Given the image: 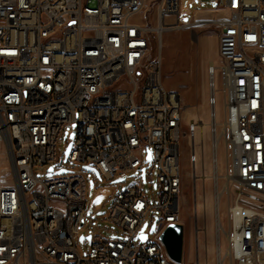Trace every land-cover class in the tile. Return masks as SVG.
<instances>
[{
    "label": "built area",
    "instance_id": "built-area-1",
    "mask_svg": "<svg viewBox=\"0 0 264 264\" xmlns=\"http://www.w3.org/2000/svg\"><path fill=\"white\" fill-rule=\"evenodd\" d=\"M220 1L217 18L202 23L217 28L218 37L208 127L218 146L224 138L237 185L233 200L229 186L218 193L229 202L223 256L229 264H264V0H211ZM180 6L181 0H0V264H179L160 236L180 222L181 144L188 140L197 180L204 125L187 120L180 96L162 83V39L181 26ZM67 127L71 163L93 165L109 180L148 164L158 174L154 205L140 182L114 196L108 219L125 239L88 235L85 255L76 238L87 218L86 180L72 174L42 181L35 172L55 170ZM223 177L212 172L214 184ZM154 211L161 229L151 238L141 228Z\"/></svg>",
    "mask_w": 264,
    "mask_h": 264
},
{
    "label": "rangeland",
    "instance_id": "rangeland-1",
    "mask_svg": "<svg viewBox=\"0 0 264 264\" xmlns=\"http://www.w3.org/2000/svg\"><path fill=\"white\" fill-rule=\"evenodd\" d=\"M223 6V1L213 3L210 0H181L179 13V28H173L166 31L163 35L162 49V83L165 89L178 91L176 86L171 83L173 73L176 70L175 56L178 52L189 57L191 77L194 79L193 87L189 93V99L184 103L187 109V115L196 121H202L204 124L198 130L197 134V154L201 158L198 162L196 173L197 180L193 178V165L190 160L191 149L188 145V140L181 144V178L182 192L179 201L180 222L184 227V253L185 257L183 264H199L197 262V248L200 254V264H206L205 244L214 245V254L208 252L210 264H229V261L224 260V254L228 247V242L225 232L229 230L230 222L227 213L228 199L221 197L219 206V216L217 218L215 205L219 194L224 187L232 189L231 200H233L234 192L237 187L236 183L229 178L227 171L228 155L223 142L217 148V171L223 178L217 179L219 185V194H215V184L212 180L213 152L214 141L213 134L210 133L208 124H211L210 114L212 108L209 106V99L212 95L210 88L209 67L213 63L219 65L218 46L215 36H217V28L206 25L209 22L205 18V13H197L199 10L219 9ZM156 8H153L151 15V24L156 25ZM197 13V14H196ZM166 21L171 23L172 18H167ZM190 23V24H189ZM189 24V25H186ZM186 25V26H183ZM213 37H209L212 36ZM191 37L199 38L195 44ZM208 36V37H207ZM188 48V49H187ZM170 78V79H169ZM217 97V122L221 123L225 119L224 109V94H223V79L218 71L216 73V89ZM186 118V117H185ZM72 127H67L59 143V162L53 167V172L48 171L49 167L36 168L37 177L42 180H52L65 175L77 174L83 176L87 185V207H86V223L79 230L76 242L80 254L85 255L89 248L87 243L88 235H101L110 239H125L121 230L109 221L108 215L112 207L114 196L127 187L140 182L144 194L148 198L151 205L155 203V196L158 193V174L157 172L150 173L151 165L148 164L142 172H133L130 174H118L113 179H107L102 176L95 166L84 163H71L70 156L74 150V140L71 138ZM202 140L205 141L204 150L200 148ZM141 176V180H140ZM205 177V179L203 178ZM230 181V182H229ZM206 200V208L202 207ZM229 200V201H231ZM198 203V214L195 215V203ZM221 216V217H220ZM223 227V230H221ZM196 228L199 229L198 245L196 238ZM161 229L157 212H151L145 219L141 233H148L152 238L157 235ZM221 230V232H219ZM219 232V234H218ZM220 242L221 258L219 260L217 251V242Z\"/></svg>",
    "mask_w": 264,
    "mask_h": 264
},
{
    "label": "crops",
    "instance_id": "crops-1",
    "mask_svg": "<svg viewBox=\"0 0 264 264\" xmlns=\"http://www.w3.org/2000/svg\"><path fill=\"white\" fill-rule=\"evenodd\" d=\"M150 1L151 0H147L148 3ZM224 5L225 4L223 2V6L220 8H223ZM215 10L216 9L199 10V11H197V13H205L206 14L205 18L209 21H212L215 18H217V16H218L217 14L214 13ZM222 13L225 14L226 12L222 11ZM140 20L143 21V18H140ZM189 24H186V25H189ZM186 25H183V26H186ZM209 37H213V35L209 36ZM190 38H191L192 42L194 41L193 43H195V44L199 40V38L196 39V36L194 37L195 38L194 40H193V37L190 36ZM215 38H216L217 46H218V37L215 36ZM162 41H163V39H162ZM188 59H189L188 53H187V55L184 56V54L180 55L178 52L177 56H175V58H174V62L176 63V70L173 73L174 78L173 79L169 78L172 81L171 83H173V85L176 86L175 88H177L178 91L175 92L171 89L167 90V88H166L167 91L174 92V93L178 94L181 98L182 103H184V104H185V102L188 101L191 87H193V84H194V79L191 77L190 64H189ZM185 105H187V104H185ZM185 117L187 120L193 119L187 115V109L185 110ZM198 235H199V229H198V232H196L197 245H198ZM204 248L206 250L205 254H207L206 255V259H207L206 264H210L209 259H208V252L212 251V254H214V245L210 246L208 243H206ZM184 257H185V253H183V259H184ZM197 257H198V259H197L196 263L199 262V264H200V260H199L200 254L198 252V248H197Z\"/></svg>",
    "mask_w": 264,
    "mask_h": 264
},
{
    "label": "water",
    "instance_id": "water-1",
    "mask_svg": "<svg viewBox=\"0 0 264 264\" xmlns=\"http://www.w3.org/2000/svg\"><path fill=\"white\" fill-rule=\"evenodd\" d=\"M73 136V134H72ZM213 141L215 142L214 146V152H213V158L215 161L214 164V174H217V147H218V141L216 140V134H213ZM150 158V156H149ZM52 172L53 169H50ZM215 194H218V185L215 184ZM218 196V195H217ZM220 195L219 198L216 200L215 210L217 218L219 216V206H220ZM219 234V232H218ZM142 242L146 241L147 235H141ZM161 242L164 244L168 255L172 260L175 262L181 264L183 261V253H184V227L182 224L174 223L170 224L166 227V229L163 231V233L160 236ZM217 253L219 256V260L221 257V251H220V242H219V235H218V242H217Z\"/></svg>",
    "mask_w": 264,
    "mask_h": 264
},
{
    "label": "bare ground",
    "instance_id": "bare-ground-1",
    "mask_svg": "<svg viewBox=\"0 0 264 264\" xmlns=\"http://www.w3.org/2000/svg\"><path fill=\"white\" fill-rule=\"evenodd\" d=\"M162 49H163V41H162V45H161V61H162ZM230 182V181H229ZM227 187V186H226ZM221 217V216H220Z\"/></svg>",
    "mask_w": 264,
    "mask_h": 264
}]
</instances>
